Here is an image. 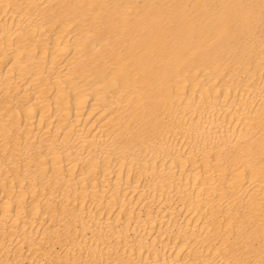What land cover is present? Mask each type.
Wrapping results in <instances>:
<instances>
[{
  "label": "bare ground",
  "instance_id": "1",
  "mask_svg": "<svg viewBox=\"0 0 264 264\" xmlns=\"http://www.w3.org/2000/svg\"><path fill=\"white\" fill-rule=\"evenodd\" d=\"M0 264H264V0H0Z\"/></svg>",
  "mask_w": 264,
  "mask_h": 264
}]
</instances>
